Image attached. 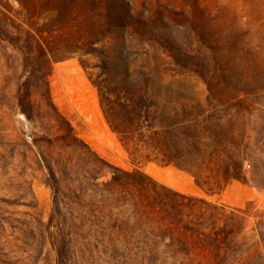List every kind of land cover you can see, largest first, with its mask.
<instances>
[{"label":"rangeland","instance_id":"rangeland-1","mask_svg":"<svg viewBox=\"0 0 264 264\" xmlns=\"http://www.w3.org/2000/svg\"><path fill=\"white\" fill-rule=\"evenodd\" d=\"M65 20L67 28L90 23L99 38L95 51L54 61L48 76L52 100L78 135L112 166L141 170L228 210L240 208L246 228L239 239L264 255V0H0V264L190 262L165 245L152 250L151 242L147 248L136 239L103 245L82 223L77 204L55 202L51 172L33 138L39 136L31 130L40 126L41 135L54 138L56 122H31L18 102L27 88L38 112L41 98L27 47L32 42L40 54L33 34L44 47L58 49L63 30L56 26ZM105 77L112 87L142 78L161 86L165 100L202 104L208 114L238 113L235 124L250 155L248 179L208 194L190 172L132 154L101 104L95 80ZM114 170L103 167L100 181L111 179ZM150 224L131 217L124 228L140 231Z\"/></svg>","mask_w":264,"mask_h":264},{"label":"trees","instance_id":"trees-1","mask_svg":"<svg viewBox=\"0 0 264 264\" xmlns=\"http://www.w3.org/2000/svg\"><path fill=\"white\" fill-rule=\"evenodd\" d=\"M66 23L56 26L63 30L58 49L49 44L44 47L33 34L40 54H35L32 42L27 52L20 47L32 55L31 72L41 104L36 112L33 94L21 89L18 109L31 122L41 117L55 121L58 130L54 138L41 135L40 126L31 130L39 136L33 137L34 142L51 172L55 202L69 207L77 204V212H84L82 223H89L92 237L103 245L136 239L147 248L151 242L152 250L165 245L168 252L190 260L189 264H264L259 248L254 252L253 246L239 239L246 228V216L237 212L240 208L228 210L225 204L159 183L141 170L112 166L78 135L52 100L48 76L54 61L79 51H95L99 38L90 23L82 21L75 28H67ZM109 80H95L101 104L111 128L132 154L190 172L208 194L222 192L235 180L248 179L245 164L250 155L235 124L238 113L227 117L208 114L202 104L165 100L168 93L161 86L142 78H125L114 87ZM108 165L115 168L112 177L100 181V170ZM131 217L151 224L140 231L124 228ZM260 233L264 243V231ZM138 250L144 248L138 246Z\"/></svg>","mask_w":264,"mask_h":264}]
</instances>
